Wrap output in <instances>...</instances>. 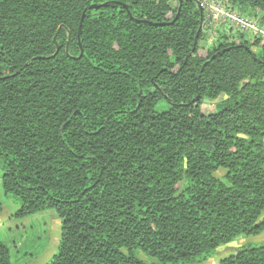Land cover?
I'll return each mask as SVG.
<instances>
[{
    "label": "trees",
    "instance_id": "1",
    "mask_svg": "<svg viewBox=\"0 0 264 264\" xmlns=\"http://www.w3.org/2000/svg\"><path fill=\"white\" fill-rule=\"evenodd\" d=\"M221 1L264 28V0ZM205 26L197 0H0L1 187L14 218L56 212L48 264H207L264 235V43L202 49Z\"/></svg>",
    "mask_w": 264,
    "mask_h": 264
},
{
    "label": "rangeland",
    "instance_id": "2",
    "mask_svg": "<svg viewBox=\"0 0 264 264\" xmlns=\"http://www.w3.org/2000/svg\"><path fill=\"white\" fill-rule=\"evenodd\" d=\"M245 15L256 21V18L253 17L252 10L247 11ZM214 27L215 25L209 27V29H205L204 39L199 43L202 49L211 46L215 42L219 31L228 32L231 28L236 29L225 21L222 23L219 22L216 26L218 27L217 29H220L219 31L216 32L217 29H214ZM214 32L217 34H214ZM165 108L166 105L164 103L157 106V110L159 111ZM215 108L214 101H205L200 109L203 114H210L215 111ZM215 175L221 178L224 175V171L220 170ZM18 208V204L4 196L0 184V240L9 248L11 264H48L57 253L60 242V220L56 212L54 210H46L22 219H17L13 217V214ZM263 241L264 235L255 238L237 239L226 248H223L207 264L218 263L222 258L232 253L235 248L245 243ZM139 257L146 260L142 254Z\"/></svg>",
    "mask_w": 264,
    "mask_h": 264
},
{
    "label": "built area",
    "instance_id": "3",
    "mask_svg": "<svg viewBox=\"0 0 264 264\" xmlns=\"http://www.w3.org/2000/svg\"><path fill=\"white\" fill-rule=\"evenodd\" d=\"M199 6L204 10L205 21L210 26L222 22H227L231 27L240 31H247L255 35L264 43V28L257 21L250 19L247 16L241 15L236 11L227 9L224 4H220L211 0H197ZM214 27V28H215Z\"/></svg>",
    "mask_w": 264,
    "mask_h": 264
},
{
    "label": "water",
    "instance_id": "4",
    "mask_svg": "<svg viewBox=\"0 0 264 264\" xmlns=\"http://www.w3.org/2000/svg\"><path fill=\"white\" fill-rule=\"evenodd\" d=\"M100 6H91L90 7V9H97V8H99ZM84 20V13H83V15H82V17H81V19H80V25H79V29H81V23H82V21ZM201 29V26L199 27V30ZM57 51H58V48L56 49V53H57ZM55 53V54H56ZM81 53H82V51H81ZM54 56V55H53ZM52 56V57H53ZM81 56V55H80ZM79 56V57H80ZM50 58V57H49Z\"/></svg>",
    "mask_w": 264,
    "mask_h": 264
},
{
    "label": "crops",
    "instance_id": "5",
    "mask_svg": "<svg viewBox=\"0 0 264 264\" xmlns=\"http://www.w3.org/2000/svg\"><path fill=\"white\" fill-rule=\"evenodd\" d=\"M220 25H221V24H220ZM220 25H219V26H220ZM207 26H208V24H207ZM207 26H205V27H207ZM216 26H217V25H216ZM215 28L217 29L218 27H215ZM0 184H1V180H0Z\"/></svg>",
    "mask_w": 264,
    "mask_h": 264
}]
</instances>
